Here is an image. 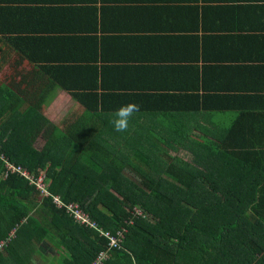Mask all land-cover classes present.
<instances>
[{
  "label": "crops",
  "instance_id": "crops-1",
  "mask_svg": "<svg viewBox=\"0 0 264 264\" xmlns=\"http://www.w3.org/2000/svg\"><path fill=\"white\" fill-rule=\"evenodd\" d=\"M2 90L42 98L36 139L65 159L77 141L87 159L105 146L133 189L215 185L184 161L264 148V0H0ZM130 102L140 110L117 132ZM20 253L18 264H76L49 239Z\"/></svg>",
  "mask_w": 264,
  "mask_h": 264
},
{
  "label": "trees",
  "instance_id": "trees-1",
  "mask_svg": "<svg viewBox=\"0 0 264 264\" xmlns=\"http://www.w3.org/2000/svg\"><path fill=\"white\" fill-rule=\"evenodd\" d=\"M0 92V154L36 177L44 174L50 194L18 174L6 175L0 159V262L18 264L20 251L31 254L49 239L76 264H92L104 252V264H264V148L222 144L209 163L184 161V168L200 165L205 173H198L215 185L190 180L168 189H133L122 176L128 169L102 161L93 150L85 158L80 142L68 148L80 158H63L50 140L36 148L42 125L49 126L35 106L42 98ZM53 197L77 205L98 230L77 223ZM135 208L144 217L134 216ZM122 230L120 248L109 250L102 232L116 236Z\"/></svg>",
  "mask_w": 264,
  "mask_h": 264
},
{
  "label": "built area",
  "instance_id": "built-area-1",
  "mask_svg": "<svg viewBox=\"0 0 264 264\" xmlns=\"http://www.w3.org/2000/svg\"><path fill=\"white\" fill-rule=\"evenodd\" d=\"M0 159L3 161V167H4V173L6 175L8 174H18L24 178H26L31 185H35L37 190L41 191L42 194L45 197H48L49 191L47 189L46 183H45V176L42 175L39 177H36L33 173H31L28 169L17 166L11 162H9L2 154H0ZM53 202L56 204V206L60 208H64L66 213L72 217L77 223L80 225L86 226L88 228L97 229L98 227L95 222L91 221L89 216L84 213L77 205L75 204H64L60 201L58 197H53ZM134 216L136 217H144L142 212L138 209H134ZM123 232L118 231L116 236L110 235L109 232H102L108 239H109V250L113 248H120L121 245V239L123 238ZM2 247V244L0 245V249ZM109 253L104 252L98 255L95 259V261L92 264H104L109 259Z\"/></svg>",
  "mask_w": 264,
  "mask_h": 264
},
{
  "label": "clouds",
  "instance_id": "clouds-1",
  "mask_svg": "<svg viewBox=\"0 0 264 264\" xmlns=\"http://www.w3.org/2000/svg\"><path fill=\"white\" fill-rule=\"evenodd\" d=\"M140 106L134 102L122 105L116 110L114 119L112 120L113 127L117 132H126L129 128V123L132 116L139 112Z\"/></svg>",
  "mask_w": 264,
  "mask_h": 264
},
{
  "label": "rangeland",
  "instance_id": "rangeland-1",
  "mask_svg": "<svg viewBox=\"0 0 264 264\" xmlns=\"http://www.w3.org/2000/svg\"><path fill=\"white\" fill-rule=\"evenodd\" d=\"M48 114V113H47ZM57 114L56 113H53V115L52 116H50V117H48L52 122H56L57 121ZM50 141H51V139L50 138H48ZM47 142V141H46ZM46 142L45 141H39V139H36L35 140V144H34V146L36 147V148H38V149H41V148H43L44 147V145L46 144ZM105 151H106V147L105 146H100V147H98L97 149H96V151H95V153L97 154V157H100V158H102V157H104L105 156ZM43 177L45 176L44 174L42 175Z\"/></svg>",
  "mask_w": 264,
  "mask_h": 264
}]
</instances>
